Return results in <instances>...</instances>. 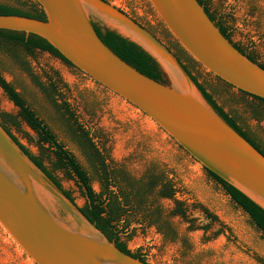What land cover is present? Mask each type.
I'll return each mask as SVG.
<instances>
[{"label": "water", "instance_id": "obj_1", "mask_svg": "<svg viewBox=\"0 0 264 264\" xmlns=\"http://www.w3.org/2000/svg\"><path fill=\"white\" fill-rule=\"evenodd\" d=\"M45 19L0 14V29L34 34L144 113L183 150L264 209V156L207 104L175 55L105 0H34ZM183 50L240 91L264 99V69L243 55L198 0H148ZM134 42L167 84L142 74L99 38L93 22ZM0 227L34 264H151L119 250L20 150L0 125Z\"/></svg>", "mask_w": 264, "mask_h": 264}, {"label": "rangeland", "instance_id": "obj_2", "mask_svg": "<svg viewBox=\"0 0 264 264\" xmlns=\"http://www.w3.org/2000/svg\"><path fill=\"white\" fill-rule=\"evenodd\" d=\"M105 1L148 29L172 53L180 52L183 63L224 111L249 136L264 143V119L256 120L250 113L251 105H259V102L198 63L189 64L186 60L189 55L163 25L148 0ZM203 1L215 19L226 26L232 42L264 64V0ZM0 2L25 7V4L29 6L35 1ZM95 22L103 26L99 20ZM15 53L45 86L49 85V80L56 79L54 73L59 76L61 83L56 91H52L51 97L56 104L65 100L70 105L74 118L89 130L92 140L106 154L111 168L139 178L148 167L155 166L173 182L175 198L183 202L188 219L180 216L170 218L178 237L174 240L164 239L155 225L148 226L147 221L134 217L129 219L127 229L120 235V240L130 252L139 251L151 264H264L262 232L208 175L206 169L144 113L58 57L38 49L32 55H27L20 46L0 41L1 74L76 157L92 178L95 192L100 191L97 176L72 139L61 109L55 108L45 92L15 62ZM0 125L30 154L40 159L62 188L70 193L78 207L85 205L76 180L68 176L64 169H55L52 149L20 119L18 109L1 89ZM111 189L114 190L113 187ZM158 202L167 210L174 204L172 199L165 198H160ZM132 229L134 233L128 237ZM0 264H34L1 227Z\"/></svg>", "mask_w": 264, "mask_h": 264}, {"label": "trees", "instance_id": "obj_3", "mask_svg": "<svg viewBox=\"0 0 264 264\" xmlns=\"http://www.w3.org/2000/svg\"><path fill=\"white\" fill-rule=\"evenodd\" d=\"M198 2L203 6L204 11L218 27L220 32L232 42L230 33L226 26H224L223 22L215 19V17L209 12L208 7L203 0H198ZM0 14L22 15L40 20L45 19L44 12L36 2L29 6L25 4V7L0 2ZM92 24L95 32L103 43L122 60L149 78L159 83L167 84V80L158 63L141 47L122 37L117 32L100 25L98 22L94 21ZM0 41L20 46L27 55H32L35 49L48 52L61 59L67 65L74 67L46 40L37 35H26L23 32L0 29ZM232 43L243 55L264 69V64L258 61L257 58L245 51L239 45L234 42ZM173 54L181 63L197 90L213 111L264 156V143H260L249 136V134L243 131L235 120L224 111L206 87L192 74L189 67L183 63L180 52L177 51ZM13 59L20 68L28 74L33 83L45 92L55 108L58 110L61 109L60 113L63 116V120L68 127L72 139L86 156L93 173L97 176L100 185L99 192L94 191L92 187V178L81 166L76 157L61 141L58 140L57 136L49 126L37 115L19 92L16 91L0 72V89L18 109V116L20 119L36 133L40 141L47 144L52 149L55 157V169H64L67 175L74 178L78 183L81 193L85 198V205L80 207V210L89 221L95 224V226L101 230L110 241L114 242L119 250L134 258H138L141 261H146L145 257L139 251L133 253L130 252L126 248L124 242L120 240L121 233H124L129 225V219L140 217L142 221H147L146 223L148 226L155 225L157 231L162 234L164 239H176L178 234L173 227L170 218L173 216H180L186 220L188 219L183 202L175 198L176 189L173 182L166 177L164 172L159 171L155 166H151L146 169L143 176L133 178L130 177L126 171L111 168L106 161V154L102 152L92 140L89 130L78 123L74 118L70 105L65 100H62L61 104H56L54 98L51 97L52 91H56L58 84L61 83L59 76L54 73L56 79L53 81L49 80V85L45 86L44 82L39 79V77L31 70L30 66L23 61L18 54L15 53ZM186 60L189 64L197 63L192 60L190 56L189 58H186ZM243 93L259 102V105H251L250 107L252 118L256 120L264 119V108L262 107V105H264V99L246 92ZM5 116L7 117V114H5ZM2 128L28 159L58 189H60L67 198L73 201L70 193L62 188L58 179L43 166L40 159L30 154L26 148L19 144L6 128L3 126ZM206 171L208 175L222 187L224 192L229 195L230 199L248 215L253 225L264 235V209L255 204L242 192L227 183L218 175L210 170L206 169ZM111 187H113L114 190H112ZM160 198L172 199L174 203L173 207L168 210L161 207L158 202ZM122 220L123 222L120 224V221ZM190 227L192 228V226ZM133 233L134 230L132 229L128 233V237H131Z\"/></svg>", "mask_w": 264, "mask_h": 264}]
</instances>
